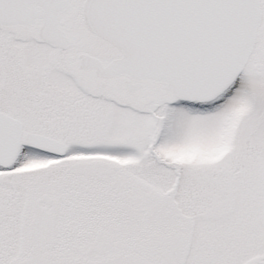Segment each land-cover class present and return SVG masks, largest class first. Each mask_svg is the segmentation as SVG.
Wrapping results in <instances>:
<instances>
[{
  "label": "snow or ice",
  "instance_id": "obj_1",
  "mask_svg": "<svg viewBox=\"0 0 264 264\" xmlns=\"http://www.w3.org/2000/svg\"><path fill=\"white\" fill-rule=\"evenodd\" d=\"M0 264H264V0H0Z\"/></svg>",
  "mask_w": 264,
  "mask_h": 264
}]
</instances>
